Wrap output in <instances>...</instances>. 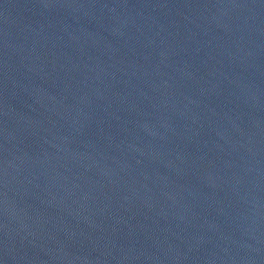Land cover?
<instances>
[{"label":"water","instance_id":"1","mask_svg":"<svg viewBox=\"0 0 264 264\" xmlns=\"http://www.w3.org/2000/svg\"><path fill=\"white\" fill-rule=\"evenodd\" d=\"M0 264H264V0H0Z\"/></svg>","mask_w":264,"mask_h":264}]
</instances>
